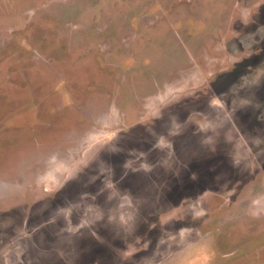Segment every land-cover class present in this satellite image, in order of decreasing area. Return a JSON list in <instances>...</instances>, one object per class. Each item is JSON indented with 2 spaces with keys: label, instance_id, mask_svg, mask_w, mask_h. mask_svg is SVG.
Masks as SVG:
<instances>
[{
  "label": "rangeland",
  "instance_id": "1",
  "mask_svg": "<svg viewBox=\"0 0 264 264\" xmlns=\"http://www.w3.org/2000/svg\"><path fill=\"white\" fill-rule=\"evenodd\" d=\"M0 264H264V0H0Z\"/></svg>",
  "mask_w": 264,
  "mask_h": 264
}]
</instances>
